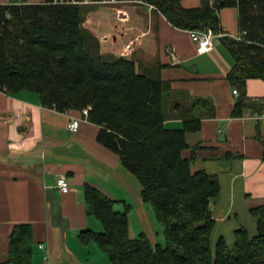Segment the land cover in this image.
<instances>
[{"label":"trees","instance_id":"obj_1","mask_svg":"<svg viewBox=\"0 0 264 264\" xmlns=\"http://www.w3.org/2000/svg\"><path fill=\"white\" fill-rule=\"evenodd\" d=\"M120 1L151 4L178 28L211 27L217 34L224 32L220 10L237 7L240 30L247 31L244 39L220 37L234 58L227 75L238 91L232 115L242 116L248 108L264 111L263 100L247 90L249 79L264 80V0H202L196 7H186L182 0ZM93 7L73 0L0 4V89L12 95L34 92L42 105L61 112L91 105L88 119L101 126L98 141L138 178L142 199L164 226L167 244H153L146 233L132 238L131 205L90 184L84 186L89 213L103 229L82 230L80 240L96 242L111 264H264V205L251 209L255 234L240 227L233 245L223 235L213 245L217 222L211 203L220 193V182L206 170L192 171L195 155L183 156L186 136L201 129V119H187L181 128L165 125L170 82L159 70L138 72L131 59L103 55L99 39L83 25L84 10ZM196 101L209 105L204 98ZM119 202L125 210L115 208ZM33 252L32 225L16 224L8 256L0 264H32Z\"/></svg>","mask_w":264,"mask_h":264},{"label":"crops","instance_id":"obj_2","mask_svg":"<svg viewBox=\"0 0 264 264\" xmlns=\"http://www.w3.org/2000/svg\"><path fill=\"white\" fill-rule=\"evenodd\" d=\"M14 1L45 0H0V4ZM182 3L196 7L202 0ZM90 5H94L92 29L105 53L133 60L138 72L146 67L152 74L159 70L162 79L170 82L174 112L165 113V125L181 128L187 119H201V129L186 136L188 147L183 156L195 155L192 171L206 170L220 182V193L211 203L217 222L212 242L223 235L233 244L234 232L240 227L255 234L257 221L251 209L264 205V111L248 108L242 116L232 115L238 94L227 75L234 58L221 36L212 50L199 53L190 30L174 26L151 4L105 0ZM227 8L220 10L222 35L237 36L240 27L224 20ZM236 9L232 14L239 26ZM116 14L125 16L118 19ZM247 90L249 96L264 102V80L249 79ZM202 98L209 101L208 107L196 101ZM211 111L214 115H208ZM77 116H81L77 110L61 112L42 105L34 92L12 95L0 89V262L8 256L14 226L28 223L34 235L32 264H111L96 242L85 244L79 237L82 230L103 229L89 213L86 184L131 205L132 238L130 197L135 195L141 233L158 243L144 211L142 185L137 192L120 156L98 141L100 125L82 116L78 130L69 129ZM61 174L68 177L69 192L56 187Z\"/></svg>","mask_w":264,"mask_h":264},{"label":"rangeland","instance_id":"obj_3","mask_svg":"<svg viewBox=\"0 0 264 264\" xmlns=\"http://www.w3.org/2000/svg\"><path fill=\"white\" fill-rule=\"evenodd\" d=\"M94 1V0H93ZM92 2H86V4H89ZM94 3V2H93ZM226 10H229V11H226V13H224L223 17H224V20L227 24L231 25V26H235V27H239L238 26V22H237V16L235 17L232 12H236V7H229L227 8ZM92 12V9L88 10L87 8L84 10V21H83V25L84 27L91 33L93 34L94 36H97V34L93 31L94 29L93 28V21L91 19V14ZM120 16H118L116 14V17L118 19H122V15L125 16V14H119ZM113 20H117L116 18H113ZM100 52L105 55V54H113V53H105L102 48H101V44H100ZM85 108H88L89 111L91 109V105L85 107ZM84 109V108H83ZM82 109V110H83ZM82 110H77L79 111L80 114H82ZM164 111L166 114H173V96H172V93L171 91L167 94L166 96V99L164 101ZM89 115V114H88ZM88 115L87 114H83V117L85 119H88ZM89 120V119H88ZM129 172V171H127ZM129 178H130V181L133 183V186L135 188V190L138 192V189H137V186H139V193H140V188H141V183H139L136 179V177L133 175V173L129 172ZM130 201L133 203L134 205V208H132L131 210V219L132 220V224H133V235L134 237H138L141 233V228H140V225L137 223V219H138V211L137 209L139 208L140 204L139 202L137 201V198L136 196H132L130 197ZM116 209L118 210H125V206L122 204V205H116L115 206ZM144 211L145 213L149 216L150 218V223L152 225V228H153V231H154V234H155V237H156V241L158 243H161L162 245H166L167 244V240H166V235H165V232H164V226L158 221L152 207L150 204L144 202ZM137 225V226H136ZM134 227H135V230H134ZM214 241H213V245H214ZM229 245H233L231 243H229Z\"/></svg>","mask_w":264,"mask_h":264},{"label":"built area","instance_id":"obj_4","mask_svg":"<svg viewBox=\"0 0 264 264\" xmlns=\"http://www.w3.org/2000/svg\"><path fill=\"white\" fill-rule=\"evenodd\" d=\"M56 1V0H55ZM64 1V0H60ZM75 3H86V2H95L93 0H73ZM247 33L246 30H242L240 34L237 36H233L238 40H243L245 34ZM222 34H217L211 27H207L204 29H194L190 30V36L193 42L197 46V50L199 53H206L214 48L216 38L220 37ZM127 48H131V45L128 44ZM235 94H238L237 89L234 90ZM83 114H89V109L84 108L82 110L81 116L73 117L68 125L71 131L78 130L81 121L83 120ZM56 187L62 192H69L70 191V184L68 177L65 174H61L58 176L56 180ZM44 247V245H42Z\"/></svg>","mask_w":264,"mask_h":264}]
</instances>
